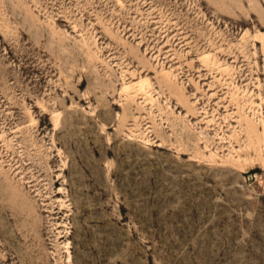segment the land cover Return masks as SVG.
Segmentation results:
<instances>
[{"label":"rangeland","instance_id":"1","mask_svg":"<svg viewBox=\"0 0 264 264\" xmlns=\"http://www.w3.org/2000/svg\"><path fill=\"white\" fill-rule=\"evenodd\" d=\"M0 264H264V0H0Z\"/></svg>","mask_w":264,"mask_h":264}]
</instances>
